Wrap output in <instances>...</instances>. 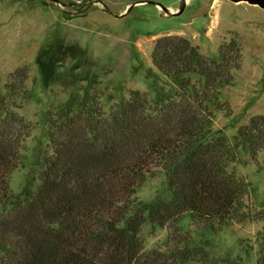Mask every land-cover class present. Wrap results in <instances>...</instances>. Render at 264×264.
Here are the masks:
<instances>
[{"label":"trees","instance_id":"trees-1","mask_svg":"<svg viewBox=\"0 0 264 264\" xmlns=\"http://www.w3.org/2000/svg\"><path fill=\"white\" fill-rule=\"evenodd\" d=\"M218 53L206 57L179 35L158 38L151 63L176 90L156 100L131 90L108 112L86 98L61 107L46 121L51 154L40 183L19 194L9 177L32 128L8 101L25 91L30 72L10 73L0 96V264H264V202L248 204L251 184L230 168L264 151V116L231 139L213 131L215 112H231L220 94L241 67L240 41H223ZM154 171L162 192L139 200ZM244 223L261 227L241 255L218 259L210 244L193 245L194 232ZM147 225L168 230L163 250H145Z\"/></svg>","mask_w":264,"mask_h":264},{"label":"rangeland","instance_id":"rangeland-1","mask_svg":"<svg viewBox=\"0 0 264 264\" xmlns=\"http://www.w3.org/2000/svg\"><path fill=\"white\" fill-rule=\"evenodd\" d=\"M182 0H0V96H6L8 75L28 67L25 91L8 101L32 128L21 150V164L10 174L9 187L19 194L40 183L44 160L50 154L46 121L58 109L87 101L104 112L128 99L129 91L151 99L173 93L178 82L159 74L151 63L155 41L179 35L199 46L201 53L219 59L218 47L231 38L240 41L241 67L233 85L221 90L220 100L230 115L215 112L213 131L228 138L256 115L264 116V0H185L183 11L166 16ZM251 184L248 204L264 202V151L251 161L230 167ZM163 190V176L154 171L136 192L150 202ZM188 222H183L186 228ZM261 223L236 224L220 232L192 234L193 245L208 243L211 257L241 255L253 243ZM192 228L189 226V230ZM141 236L145 250H163L168 230L150 225ZM254 264L253 258L246 260Z\"/></svg>","mask_w":264,"mask_h":264},{"label":"water","instance_id":"water-1","mask_svg":"<svg viewBox=\"0 0 264 264\" xmlns=\"http://www.w3.org/2000/svg\"><path fill=\"white\" fill-rule=\"evenodd\" d=\"M152 4H154L155 6L159 7L166 16H174V15L180 14L183 11L184 6H185V0H182L181 1V5L178 8V11H176V12H170L167 9V7H165V6H163V5L159 4V3H152Z\"/></svg>","mask_w":264,"mask_h":264}]
</instances>
